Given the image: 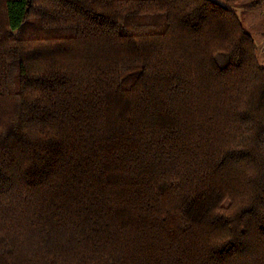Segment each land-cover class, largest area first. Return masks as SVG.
<instances>
[{
    "label": "trees",
    "instance_id": "obj_1",
    "mask_svg": "<svg viewBox=\"0 0 264 264\" xmlns=\"http://www.w3.org/2000/svg\"><path fill=\"white\" fill-rule=\"evenodd\" d=\"M224 1L0 0V264H264V66Z\"/></svg>",
    "mask_w": 264,
    "mask_h": 264
},
{
    "label": "rangeland",
    "instance_id": "obj_2",
    "mask_svg": "<svg viewBox=\"0 0 264 264\" xmlns=\"http://www.w3.org/2000/svg\"><path fill=\"white\" fill-rule=\"evenodd\" d=\"M213 1L226 6L224 0ZM228 8L233 10L244 30L252 35L257 46V58L264 66V0H244Z\"/></svg>",
    "mask_w": 264,
    "mask_h": 264
},
{
    "label": "snow or ice",
    "instance_id": "obj_3",
    "mask_svg": "<svg viewBox=\"0 0 264 264\" xmlns=\"http://www.w3.org/2000/svg\"><path fill=\"white\" fill-rule=\"evenodd\" d=\"M3 135L6 136V135H7V131H5V132L3 133Z\"/></svg>",
    "mask_w": 264,
    "mask_h": 264
},
{
    "label": "crops",
    "instance_id": "obj_4",
    "mask_svg": "<svg viewBox=\"0 0 264 264\" xmlns=\"http://www.w3.org/2000/svg\"><path fill=\"white\" fill-rule=\"evenodd\" d=\"M264 37V36H263Z\"/></svg>",
    "mask_w": 264,
    "mask_h": 264
}]
</instances>
